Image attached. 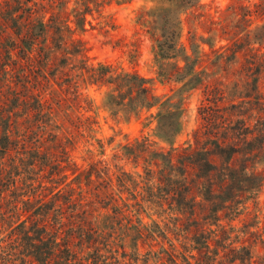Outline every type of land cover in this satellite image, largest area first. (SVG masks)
I'll list each match as a JSON object with an SVG mask.
<instances>
[{"label": "trees", "instance_id": "trees-1", "mask_svg": "<svg viewBox=\"0 0 264 264\" xmlns=\"http://www.w3.org/2000/svg\"><path fill=\"white\" fill-rule=\"evenodd\" d=\"M148 1L135 23L156 76L182 83L163 97L136 72L90 63L77 36L113 31L104 9L130 0L0 3V264H264V0H230L217 21L194 17L202 33L189 32L187 47L182 15L202 0ZM88 87L103 91L114 120L153 123L151 136L121 145L139 172L70 161L58 123L84 121ZM201 87L198 126L175 146L184 93ZM153 209L189 234L182 251L140 218Z\"/></svg>", "mask_w": 264, "mask_h": 264}, {"label": "rangeland", "instance_id": "rangeland-1", "mask_svg": "<svg viewBox=\"0 0 264 264\" xmlns=\"http://www.w3.org/2000/svg\"><path fill=\"white\" fill-rule=\"evenodd\" d=\"M229 2L230 0H202L199 8L183 14L182 44L188 46L189 32L202 33L198 23L193 20L194 17H199L201 14L205 15L206 21L209 19L217 21ZM144 5L146 9L152 6L148 0H130L129 3L120 5L113 3L104 9V15H109L114 21L116 28L113 31L110 30L105 34L97 26L94 28L86 26V31L78 33L77 36L85 45L90 63H108L124 71L136 72L150 82L154 94L159 97L180 92L182 83L161 82L156 76L152 43L144 30L135 23V14ZM92 24L95 25L96 22L93 21ZM135 49L138 50L136 59L129 55ZM211 58L204 59L203 65H207ZM208 77L213 80L216 75ZM203 91L204 89L201 87L184 93L183 127L176 138L175 146L183 145L191 140L192 131L198 126V108L204 99ZM84 92L92 102V111L83 115L84 121L78 120L73 115L69 122L59 121L58 123V128L61 129L59 142L66 147L70 161L81 170L88 168V164L97 165L100 162L101 167H109L112 172H115V165L125 171L139 172V168H131L121 158V145L125 144L126 140L131 141L140 136H151L153 123L143 128V119L129 122L122 118L114 120L102 108V90L88 87ZM0 98L5 101L1 94ZM146 116L148 114L144 115V117ZM78 121L82 124L81 126ZM256 202L257 209L261 211L264 207V185L256 195ZM140 218L149 226L153 220L157 221L162 228L167 230L170 242L176 245L178 251H182L179 243H188L189 234L180 233L179 236L176 235L177 231L174 230V224L167 212H157L154 209L147 210L141 214Z\"/></svg>", "mask_w": 264, "mask_h": 264}]
</instances>
